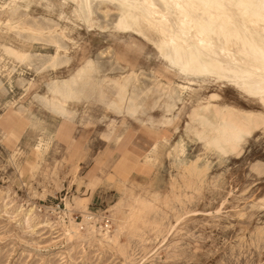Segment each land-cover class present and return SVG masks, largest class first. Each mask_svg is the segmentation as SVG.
<instances>
[{
	"label": "rangeland",
	"instance_id": "obj_1",
	"mask_svg": "<svg viewBox=\"0 0 264 264\" xmlns=\"http://www.w3.org/2000/svg\"><path fill=\"white\" fill-rule=\"evenodd\" d=\"M14 4L55 19L77 43L59 76L36 69L42 56L55 54L51 47L34 44L32 68L0 48V264H264V120L233 153L189 129L190 112L208 99L264 118L262 104L225 81L199 90L173 73L165 74L171 81L161 77L152 47L110 37L119 17L115 4L95 7L105 31L79 20L71 0L65 9L54 0H0V9ZM3 16L0 42L22 44L21 31ZM116 51L130 65L137 62L140 100L154 87L160 86L157 100L175 87L173 97L182 101L172 124L152 127L85 101L69 104L76 121L68 122L37 102L50 79L67 77L87 56L110 69ZM182 87L195 92L188 96ZM165 103L152 111L157 121ZM22 105L33 118H16Z\"/></svg>",
	"mask_w": 264,
	"mask_h": 264
},
{
	"label": "bare ground",
	"instance_id": "obj_2",
	"mask_svg": "<svg viewBox=\"0 0 264 264\" xmlns=\"http://www.w3.org/2000/svg\"><path fill=\"white\" fill-rule=\"evenodd\" d=\"M54 1L63 9L71 8L67 4L68 0ZM71 1L76 6L74 9L78 19L88 28L99 30L104 28L97 21L95 7L98 4H115L119 17L110 37L120 38L125 46L130 41L135 43L141 40L144 48L152 47L162 67L161 72L157 71L161 77L167 78L166 73H173L186 83L197 84L199 90L203 89L205 83L225 81L252 99L258 100L264 107V0ZM47 5L55 7L50 3ZM0 15H4L10 29H19L26 33L30 31L31 35L25 37L21 32L18 33L17 40L22 42L19 43L21 45L12 40L0 42V48L6 56L16 63L32 68V50L35 48L34 44L40 43L53 48L55 54L42 56L40 68H36L37 72H51L56 76L66 72L73 59L68 51L70 46L77 43L69 31L61 29L55 19L31 15L28 10L22 11L17 4L0 9ZM112 59L111 68L105 69L99 65V61L87 56L67 77L50 79L45 95L38 97L37 102L44 105L49 113L68 122L75 117L69 104L85 101L91 104L101 103L115 116L126 117L152 127L172 124L174 117L171 118V115L176 102L182 101V97H177L178 101L174 99L173 95L177 94L175 87L163 91L158 100L154 95L158 93L160 86L154 87L146 99L140 100L143 91L137 86L140 80L136 71L137 62L130 65L118 51L113 54ZM182 88L188 96L195 92L191 87ZM0 92L5 93L3 85H0ZM216 98V95L211 97ZM166 99H170V103L167 104ZM208 100L207 103L199 102L190 112L189 129L203 143L220 152H235L243 139L251 134L252 129L258 127V120H264L261 116L240 115L234 109L214 106L211 103L213 101ZM163 103V116L157 121L151 114ZM30 112L22 105L15 115L16 118L27 117L29 114L31 116ZM29 124L35 125L34 122Z\"/></svg>",
	"mask_w": 264,
	"mask_h": 264
},
{
	"label": "crops",
	"instance_id": "obj_3",
	"mask_svg": "<svg viewBox=\"0 0 264 264\" xmlns=\"http://www.w3.org/2000/svg\"><path fill=\"white\" fill-rule=\"evenodd\" d=\"M119 53H120V52H119ZM120 55H121V53H120ZM121 57L124 58V56H122V55H121ZM125 59H126V58H125Z\"/></svg>",
	"mask_w": 264,
	"mask_h": 264
}]
</instances>
